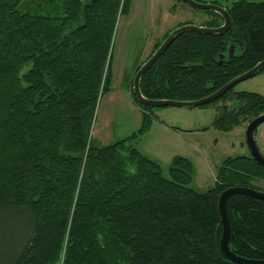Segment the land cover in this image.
<instances>
[{
  "label": "trees",
  "instance_id": "1",
  "mask_svg": "<svg viewBox=\"0 0 264 264\" xmlns=\"http://www.w3.org/2000/svg\"><path fill=\"white\" fill-rule=\"evenodd\" d=\"M129 3L0 0V214L25 222L11 264H238L221 249L219 198L228 187L259 189L253 181L264 179V167L252 155L230 156L215 186L198 192L191 188L192 162L175 156L166 177L133 144L149 131L157 108L140 104L133 92L143 63L131 81L141 128L108 145L93 143L115 29ZM211 3L229 12V31L180 35L143 75L145 97L202 99L264 60V1ZM207 12L202 26L224 23ZM220 100L213 123L219 130L264 113L259 93L232 88L214 102ZM226 208L231 250L264 260V200L234 194Z\"/></svg>",
  "mask_w": 264,
  "mask_h": 264
},
{
  "label": "rangeland",
  "instance_id": "2",
  "mask_svg": "<svg viewBox=\"0 0 264 264\" xmlns=\"http://www.w3.org/2000/svg\"><path fill=\"white\" fill-rule=\"evenodd\" d=\"M199 1L209 3L212 0ZM218 1L226 5L232 0ZM208 17L206 10L193 8L184 1L130 0L128 13L119 16L115 29L110 81L99 98L90 133L94 144L114 143L141 128L143 111L134 99L131 84L136 65L145 62L167 32L186 23L202 26L200 21ZM234 90L264 95V71L238 83ZM225 104L233 107L234 101ZM223 105L220 100L193 108H155L151 128L133 144L159 162L166 177H169V166L175 156L188 158L194 168L191 188L206 192L215 186L226 158L251 155L246 141L247 122L231 131L214 127ZM255 140L264 154V123L255 130ZM253 184L264 191L263 178H256ZM23 222L10 211L0 214V264H11V250L17 243Z\"/></svg>",
  "mask_w": 264,
  "mask_h": 264
},
{
  "label": "water",
  "instance_id": "3",
  "mask_svg": "<svg viewBox=\"0 0 264 264\" xmlns=\"http://www.w3.org/2000/svg\"><path fill=\"white\" fill-rule=\"evenodd\" d=\"M185 3L189 4L193 8L206 10V11H214L219 13L223 19L224 23L219 27H207V26H198L194 24H183L174 30H172L168 36L162 41L159 47L153 52V54L142 64L140 69L137 71L134 81H133V92L137 99V101L145 106L150 107H166V106H175V107H199L210 104L218 99H220L225 93L234 88L238 83L255 76L256 74L264 71V60L258 63L251 70L233 78L220 89L212 93L211 95L204 97L202 99L193 100V101H180V100H172V99H149L145 97L141 91V79L143 75L156 63V61L168 50L170 45L183 33L185 32H197L203 35H225L232 26V18L227 11L226 8L214 4L201 2L199 0H182ZM234 46L231 45L230 53L233 52ZM264 123V113L260 116L254 118L249 122L246 128V141L247 145L251 151L252 157L264 167V156L260 152L257 142L255 140V130L259 125ZM234 194H246L251 197L257 199L264 200V191L259 189H255L253 187H243V186H233L226 188L220 195L219 198V212L221 216V221L223 224V233L221 237V249L222 251L234 262L238 264H264V260H255V259H247L241 257L234 253L230 246V234H231V226L227 214V200L230 196Z\"/></svg>",
  "mask_w": 264,
  "mask_h": 264
},
{
  "label": "crops",
  "instance_id": "4",
  "mask_svg": "<svg viewBox=\"0 0 264 264\" xmlns=\"http://www.w3.org/2000/svg\"><path fill=\"white\" fill-rule=\"evenodd\" d=\"M190 21V20H189ZM203 21H205V20H203ZM203 21H200V23L202 24L203 23Z\"/></svg>",
  "mask_w": 264,
  "mask_h": 264
},
{
  "label": "flooded vegetation",
  "instance_id": "5",
  "mask_svg": "<svg viewBox=\"0 0 264 264\" xmlns=\"http://www.w3.org/2000/svg\"><path fill=\"white\" fill-rule=\"evenodd\" d=\"M264 156V154H262Z\"/></svg>",
  "mask_w": 264,
  "mask_h": 264
}]
</instances>
